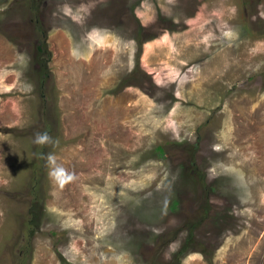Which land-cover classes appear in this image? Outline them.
<instances>
[{
  "label": "rangeland",
  "instance_id": "obj_1",
  "mask_svg": "<svg viewBox=\"0 0 264 264\" xmlns=\"http://www.w3.org/2000/svg\"><path fill=\"white\" fill-rule=\"evenodd\" d=\"M43 164L23 264H264V0H0V264Z\"/></svg>",
  "mask_w": 264,
  "mask_h": 264
},
{
  "label": "trees",
  "instance_id": "obj_2",
  "mask_svg": "<svg viewBox=\"0 0 264 264\" xmlns=\"http://www.w3.org/2000/svg\"><path fill=\"white\" fill-rule=\"evenodd\" d=\"M39 50L40 51H43V47L41 45H39ZM50 131L47 129L44 130V133H49ZM45 149V148H44ZM159 150H163V147H159L158 148ZM45 164H43L42 167H38V170L35 171V174H34V178L32 180L35 179V182L32 183L31 187H30V190L32 191L33 195L35 196L33 202H32V212H33V218L31 220H29V223H28V228L29 226H32V229L29 231H27V235L26 236H23L25 238L24 241H22L20 243V246H19V249H18V255L17 257L19 256L21 261L18 262L17 264H23L25 259L28 260L30 258L27 259V256L26 258L24 257L23 254H25L26 252L28 253H31L32 252V238L33 236L35 235V227H39L40 226V218H39V214L41 215V211H40V200H41V197H42V192H41V187H40V183L38 182V174L39 173H44L46 172V166H44ZM42 169V170H41Z\"/></svg>",
  "mask_w": 264,
  "mask_h": 264
},
{
  "label": "clouds",
  "instance_id": "obj_3",
  "mask_svg": "<svg viewBox=\"0 0 264 264\" xmlns=\"http://www.w3.org/2000/svg\"><path fill=\"white\" fill-rule=\"evenodd\" d=\"M50 139V137L47 135V133H43V134H37L36 136V143H44L46 141H48Z\"/></svg>",
  "mask_w": 264,
  "mask_h": 264
}]
</instances>
